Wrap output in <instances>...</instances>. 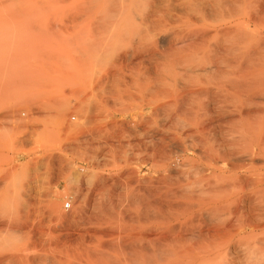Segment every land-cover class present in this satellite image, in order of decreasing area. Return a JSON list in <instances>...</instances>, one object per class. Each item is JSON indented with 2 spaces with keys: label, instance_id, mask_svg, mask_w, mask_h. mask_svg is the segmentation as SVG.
<instances>
[{
  "label": "bare ground",
  "instance_id": "bare-ground-1",
  "mask_svg": "<svg viewBox=\"0 0 264 264\" xmlns=\"http://www.w3.org/2000/svg\"><path fill=\"white\" fill-rule=\"evenodd\" d=\"M172 1L86 0L83 11L132 33L117 68L163 76L168 88L159 87L158 102L151 96L152 114L191 118L194 131L206 117L237 129L210 148L183 144L192 129L159 148L116 146L118 156H146L150 177L133 178L134 167L128 181L99 179L61 241L1 255V264H264V0ZM202 97L226 105L210 108Z\"/></svg>",
  "mask_w": 264,
  "mask_h": 264
},
{
  "label": "rangeland",
  "instance_id": "rangeland-1",
  "mask_svg": "<svg viewBox=\"0 0 264 264\" xmlns=\"http://www.w3.org/2000/svg\"><path fill=\"white\" fill-rule=\"evenodd\" d=\"M84 1L0 0V256L61 241L99 179L120 173L128 181L134 167L133 178L146 177V156L112 150L159 148L168 136L192 129L191 118L151 113L157 91L168 88L163 76L144 75L132 64L117 68L132 33L87 20ZM221 101L198 103L225 106ZM202 120L204 133L192 129L186 147H215L216 138L237 129L227 120Z\"/></svg>",
  "mask_w": 264,
  "mask_h": 264
},
{
  "label": "built area",
  "instance_id": "built-area-1",
  "mask_svg": "<svg viewBox=\"0 0 264 264\" xmlns=\"http://www.w3.org/2000/svg\"><path fill=\"white\" fill-rule=\"evenodd\" d=\"M66 206H67L66 208H68L69 207V204H67Z\"/></svg>",
  "mask_w": 264,
  "mask_h": 264
}]
</instances>
